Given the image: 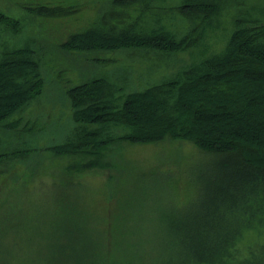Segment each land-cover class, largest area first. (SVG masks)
I'll list each match as a JSON object with an SVG mask.
<instances>
[{
  "label": "trees",
  "instance_id": "trees-1",
  "mask_svg": "<svg viewBox=\"0 0 264 264\" xmlns=\"http://www.w3.org/2000/svg\"><path fill=\"white\" fill-rule=\"evenodd\" d=\"M5 1L0 264H264V0H176L168 9L161 4L171 0H113L90 25L56 42L47 27L78 7L28 0L12 10L24 0ZM220 39L224 47L216 50ZM107 53V67L117 68L77 76L76 84L64 77L74 74L65 59L92 65ZM173 55L181 59L173 68L132 72L137 61ZM54 73L63 83L54 91L69 111L64 126L52 124L49 110L39 112ZM176 140L192 142L209 162L198 197L165 220L152 227L113 223L122 215L116 211L128 209L116 193L95 218L78 204L73 190L90 177L102 174L112 187L129 177L118 164L125 144ZM31 186L54 192L49 203L55 197L62 217L79 220L49 233L37 217L22 221L23 203L37 204ZM36 239L45 240L46 262L20 256Z\"/></svg>",
  "mask_w": 264,
  "mask_h": 264
},
{
  "label": "rangeland",
  "instance_id": "rangeland-1",
  "mask_svg": "<svg viewBox=\"0 0 264 264\" xmlns=\"http://www.w3.org/2000/svg\"><path fill=\"white\" fill-rule=\"evenodd\" d=\"M33 1L35 4H41V0ZM64 1L66 5L78 7L79 12L69 18L62 19L60 22L50 23L47 27V31H51V33L57 32V39H52V41L55 42L56 40L58 41L64 38L67 33L74 32L90 25L98 16L97 11L102 12L103 10H108L113 0ZM9 2L11 3V0ZM32 3V1L24 0L17 3L15 6L13 5L11 9L14 10L15 7L19 8V5H30ZM7 4L5 0H0V9H7ZM175 4L176 0H171L161 5L163 8L168 9ZM168 23H170V21ZM174 23H178V28H180V31H183L184 25L182 22L174 21L173 24ZM52 41L51 43H53ZM221 41L220 39L216 45V50H221L224 47V44L223 46L220 44ZM193 51H198V49L195 48ZM185 54L186 56L189 55V57L192 55L190 52H186ZM112 56L113 55L110 53H107L102 62L93 61L92 65L83 62L84 60L79 59V57H77L78 60L75 61L72 58L63 59L64 63L69 68L72 67V71L74 72L73 74L69 71L64 77H70L74 80V84H76L80 81L77 76L84 77L93 74H104L111 69L117 68L107 67V62L105 61ZM176 56L178 55H173L167 60L156 59L155 61L143 63L137 61L133 66L140 71H135V69H133L132 72H136V75H141V73L145 74L151 70H155L156 72L159 70L161 71L162 68H173V66L177 64V60L181 61V59H176ZM57 69L59 70L60 66H58ZM158 79L160 80L161 78ZM60 80L62 79H59L56 73L49 76L48 90H51L48 96L41 99V101L44 99L45 101L40 105L39 112L49 110L51 112L49 115H52L50 119L52 124L59 122V125L62 124L64 126V123L61 121L66 117H63V115H69V111L65 108V99L61 91H54V86L58 87V85L61 86L63 84L59 82ZM65 80L68 79L65 78ZM42 115L44 114H41V116ZM124 146L122 156H119L118 164L123 170L128 169L131 173L129 177L122 176L121 179L118 178L117 186L115 185V187H112L108 185L106 181H103L105 178L104 175L92 176L87 179V182L84 183L82 188L73 190L78 204L84 203V211L92 215L93 218L100 213L104 214L105 208L101 203L108 195H113V193H116L121 204H125L128 209L116 211L115 213L122 212V215L119 216V218L116 215L112 222L115 224H130V226L134 225L135 227H152L158 224L159 221L165 220L168 216L167 214H174L175 207L187 205L192 202L194 196L195 198L198 197L200 172L207 166L209 161L208 158H204L197 153L198 150L192 142L187 140H176L155 144H125ZM143 175H145V177ZM194 185H196V187ZM39 186L40 185H37V187ZM37 187L31 186L28 189L30 196H32L31 201L37 204L32 206L33 204L30 202L23 203L22 207L19 209L22 214L21 216L18 214V216L22 221H29L37 217L42 221V224H45L40 230L43 231L45 228L44 233H49L48 229H50V227H59L65 224V222L75 223L79 220V217L73 219L62 217L65 216V214L55 205L56 201L54 202V199L56 198L53 197L52 202L49 203L48 197L54 194V192H47L45 189L41 191ZM114 205L115 202L113 203V206ZM81 209L82 208H80V210ZM68 225L71 227L73 226L71 223ZM1 241L2 240H0V242ZM4 243L12 247L15 243V239H5L2 244ZM27 245L30 247H24L21 250L20 256L22 259H32L37 256V259L43 260L45 258L44 262H46L47 258L45 252H43V249H45L44 239H36L33 242H28ZM14 264L18 263L15 261Z\"/></svg>",
  "mask_w": 264,
  "mask_h": 264
}]
</instances>
